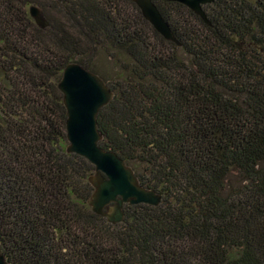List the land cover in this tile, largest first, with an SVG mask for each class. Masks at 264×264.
<instances>
[{"label": "trees", "instance_id": "trees-1", "mask_svg": "<svg viewBox=\"0 0 264 264\" xmlns=\"http://www.w3.org/2000/svg\"><path fill=\"white\" fill-rule=\"evenodd\" d=\"M179 47L128 0H0V254L7 264H264V0H213L210 25L151 0ZM42 9L47 28L28 8ZM114 93L97 116L157 207L111 225L86 205L93 167L65 153L64 67Z\"/></svg>", "mask_w": 264, "mask_h": 264}, {"label": "water", "instance_id": "water-1", "mask_svg": "<svg viewBox=\"0 0 264 264\" xmlns=\"http://www.w3.org/2000/svg\"><path fill=\"white\" fill-rule=\"evenodd\" d=\"M140 12L141 17L166 42L179 47L168 24L163 20L151 0H128ZM178 3L205 25H210L203 7L213 0H165ZM29 17L36 27L43 30L48 23L42 9L32 5L28 8ZM65 109V153L85 159L93 172L87 178L92 193L86 200L90 211L105 219L108 224L117 225L124 221V207L148 205L157 207L161 197L152 189L140 185L132 168L115 153L100 148L102 134L97 127V116L102 108L114 98V93L96 74L85 70L78 63L67 64L57 84ZM0 264H7L0 254Z\"/></svg>", "mask_w": 264, "mask_h": 264}, {"label": "rangeland", "instance_id": "rangeland-1", "mask_svg": "<svg viewBox=\"0 0 264 264\" xmlns=\"http://www.w3.org/2000/svg\"><path fill=\"white\" fill-rule=\"evenodd\" d=\"M91 63L94 69L97 71V73H95L96 75H102L105 77L111 76V64L106 59V57L97 55L94 59L91 60Z\"/></svg>", "mask_w": 264, "mask_h": 264}]
</instances>
